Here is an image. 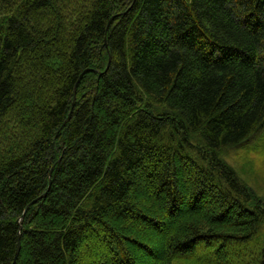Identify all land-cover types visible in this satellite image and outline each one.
<instances>
[{
    "label": "trees",
    "instance_id": "1",
    "mask_svg": "<svg viewBox=\"0 0 264 264\" xmlns=\"http://www.w3.org/2000/svg\"><path fill=\"white\" fill-rule=\"evenodd\" d=\"M263 132L264 0H0V264H264Z\"/></svg>",
    "mask_w": 264,
    "mask_h": 264
},
{
    "label": "rangeland",
    "instance_id": "2",
    "mask_svg": "<svg viewBox=\"0 0 264 264\" xmlns=\"http://www.w3.org/2000/svg\"><path fill=\"white\" fill-rule=\"evenodd\" d=\"M262 138L260 139L262 142L259 143V140L257 139L256 141H253L252 143L249 144V147H259L260 149L262 148V145L264 144V132L261 135ZM243 148L241 150H235L230 153V156L228 157V161L236 168L238 172H246V164L249 162L252 163V173L251 176L247 173H244V177L248 179V181H252L251 185L258 188H262L261 190L264 189V155L262 152V156L260 155H255L253 151L249 150L250 148ZM257 147V148H258ZM258 186V187H257ZM240 249L238 248H233L231 250L230 256H233L234 253H239ZM232 258V257H231ZM151 261V260H150Z\"/></svg>",
    "mask_w": 264,
    "mask_h": 264
},
{
    "label": "water",
    "instance_id": "3",
    "mask_svg": "<svg viewBox=\"0 0 264 264\" xmlns=\"http://www.w3.org/2000/svg\"><path fill=\"white\" fill-rule=\"evenodd\" d=\"M24 216H25V214H24ZM24 216H23V217L20 219V221H19V223H20L21 225L23 224ZM19 253H20V245H19L18 250H17L16 259L18 258Z\"/></svg>",
    "mask_w": 264,
    "mask_h": 264
}]
</instances>
